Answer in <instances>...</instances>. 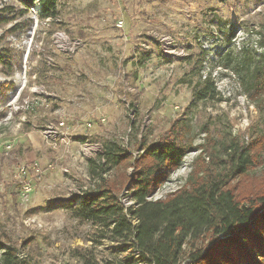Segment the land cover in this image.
Masks as SVG:
<instances>
[{
    "label": "rangeland",
    "instance_id": "obj_1",
    "mask_svg": "<svg viewBox=\"0 0 264 264\" xmlns=\"http://www.w3.org/2000/svg\"><path fill=\"white\" fill-rule=\"evenodd\" d=\"M40 9L0 0V242L30 264H78L73 250L90 247L96 230L77 217L76 196L104 181L125 198L142 142L191 150L154 198L184 186L199 154H221L232 139L254 154L231 183L235 196L264 195V103L248 96L247 69L222 65L228 56L263 64L264 0H59L53 19ZM116 147L129 157L110 167L103 154ZM106 250L120 246L94 247L98 258Z\"/></svg>",
    "mask_w": 264,
    "mask_h": 264
},
{
    "label": "trees",
    "instance_id": "obj_2",
    "mask_svg": "<svg viewBox=\"0 0 264 264\" xmlns=\"http://www.w3.org/2000/svg\"><path fill=\"white\" fill-rule=\"evenodd\" d=\"M19 2L26 7L38 3L41 19L58 15L59 0ZM4 57L0 53V64H6ZM232 59L228 56L224 68L247 69L249 80L243 84L248 96L264 103V52L259 56L261 65L249 57L242 56L237 63ZM207 89L208 85L200 90V98L206 97ZM116 150L103 154L106 161L112 160L110 167L129 157L121 148ZM190 151L173 140L142 142L140 160L129 164L132 171L125 197L131 205L125 206L104 181L76 196L80 199L77 217L96 230L87 240L90 247L73 250L78 264H264V195L242 203L231 186L253 164L248 146L232 139L221 144V154H199L184 186L164 198H154ZM105 241L120 246V251L106 250L107 256L98 258L94 247ZM128 250L132 252L119 257ZM0 264L30 263L16 246L0 242Z\"/></svg>",
    "mask_w": 264,
    "mask_h": 264
},
{
    "label": "built area",
    "instance_id": "obj_3",
    "mask_svg": "<svg viewBox=\"0 0 264 264\" xmlns=\"http://www.w3.org/2000/svg\"><path fill=\"white\" fill-rule=\"evenodd\" d=\"M119 25L120 26L122 25L121 21L119 22ZM155 37L157 38L156 42L159 45V48L164 53L171 54V53L175 52L176 48H175L174 44H172V40L168 36L155 35ZM71 45L76 47V46L80 45V42H79V40H73ZM139 45L144 46L145 44L139 43ZM44 131L45 132H43V134L45 135L46 138H49V137L54 138L57 135V128L48 127ZM30 191H31V187L29 186V184L28 183L23 184V194L25 195V194L29 193ZM120 200L125 206L131 205V200L129 201L126 197L123 199H120Z\"/></svg>",
    "mask_w": 264,
    "mask_h": 264
}]
</instances>
